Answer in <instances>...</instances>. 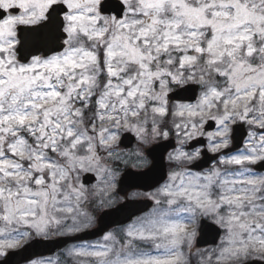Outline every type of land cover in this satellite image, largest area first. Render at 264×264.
<instances>
[{
	"label": "snow or ice",
	"instance_id": "6c2138e0",
	"mask_svg": "<svg viewBox=\"0 0 264 264\" xmlns=\"http://www.w3.org/2000/svg\"><path fill=\"white\" fill-rule=\"evenodd\" d=\"M21 26L58 41L23 52ZM124 133L175 135L167 179L62 264H264V0H0V256L89 228ZM203 218L220 238L193 251Z\"/></svg>",
	"mask_w": 264,
	"mask_h": 264
},
{
	"label": "water",
	"instance_id": "95a60500",
	"mask_svg": "<svg viewBox=\"0 0 264 264\" xmlns=\"http://www.w3.org/2000/svg\"><path fill=\"white\" fill-rule=\"evenodd\" d=\"M111 2V0H109ZM39 34L45 43L53 45L58 41V34L50 28L35 26L34 30L21 26L18 29V39L21 41V51H30L35 46V37ZM184 95H192L191 92ZM243 129L237 133L238 141L242 140ZM135 137L131 133H124L121 137L120 145L124 148H130L134 143ZM175 148L174 139L162 140L152 144L145 150V154L150 158V165L140 171L126 169L119 181L117 192L121 195L126 194L132 189H140L148 191L153 189L164 181L167 175L165 155ZM212 154L204 152L201 159L195 162L194 170H202L209 167L212 162ZM264 171V169H260ZM95 181L93 174H88L84 178V182L89 185ZM147 200H126L113 208H108L98 215L96 225L93 228L84 230L75 236H57L54 238H33L19 249L8 251L5 256L0 259V264H22L36 257L52 255L64 248L67 244L92 240L102 236L110 228L125 224L132 219L133 216L141 213L150 206ZM220 237V232L216 226L208 221L202 220L198 228V237L196 246L204 247L214 245Z\"/></svg>",
	"mask_w": 264,
	"mask_h": 264
},
{
	"label": "rangeland",
	"instance_id": "374dc122",
	"mask_svg": "<svg viewBox=\"0 0 264 264\" xmlns=\"http://www.w3.org/2000/svg\"><path fill=\"white\" fill-rule=\"evenodd\" d=\"M133 134V133H132ZM134 135V134H133ZM135 136V135H134ZM175 142H176V137L175 135H172L171 136ZM160 140H163V139H160ZM160 140H155V141H150L148 143H145L143 144L142 146L139 145V142L138 140L136 139L135 137V143L134 145L129 148V149H124L122 148L121 146L120 149L122 150V152L124 153V155L122 156L121 160L119 161H116V162H112L111 166L113 168V172H114V180H113V184H114V190H113V194L112 196L110 197L109 201L107 203H105L104 205L102 206H99V207H96L94 210H92V216H93V221H92V224L89 228L93 227L95 225V218H96V214L103 208H107L109 206H112L113 204H115L116 202L119 201V199H121V197H119L117 194H116V184H117V180L120 176V174L122 173L123 169L124 168H132V169H135V170H140V169H144L146 168L149 164H150V160L149 158L146 157L145 153H144V150L147 146H149L150 144L154 143V142H157V141H160ZM138 146H139V150L140 152L142 153V155L140 156H137V149H138ZM171 152V151H170ZM169 154V153H168ZM168 154L166 155L165 157V160H166V164H167V168H168V172L169 170L171 169L172 167V164L169 162L168 160ZM156 190V189H155ZM154 190V191H155ZM153 191V192H154ZM133 196V195H132ZM150 211V210H149ZM148 211V212H149ZM146 212V213H148ZM145 213V214H146ZM144 215V214H142ZM207 220H211V218H206ZM126 225V224H125ZM123 226V225H122ZM121 226V227H122ZM87 228V229H89ZM118 229V228H117ZM115 230V229H114ZM196 230H197V225H196ZM110 231H113V230H110ZM35 237H42V238H52V237H55V236H52V235H49L48 237H43V236H33L32 238H35ZM31 238V239H32ZM30 239V240H31ZM100 240L99 239H96V240H90V241H87V242H96ZM79 243V242H77ZM77 243H72V244H69L67 245L66 247H64L62 249L61 252L59 253H56L55 255H52V256H46V257H40V258H36L34 260H39V259H52V260H59L61 261V264L64 260V257L62 256V253L64 252L65 249H67L68 247L74 245V244H77ZM213 247V246H212ZM211 248V247H210ZM196 249H207V248H198V247H194L193 251H195ZM4 255L0 256V258H2ZM193 260V263L192 264H196V257H193L192 258ZM33 261V260H32ZM27 262V263H24V264H31V262Z\"/></svg>",
	"mask_w": 264,
	"mask_h": 264
},
{
	"label": "flooded vegetation",
	"instance_id": "af4514ba",
	"mask_svg": "<svg viewBox=\"0 0 264 264\" xmlns=\"http://www.w3.org/2000/svg\"><path fill=\"white\" fill-rule=\"evenodd\" d=\"M167 179V178H166ZM165 182V181H164ZM163 182V183H164ZM163 183H161V184H163ZM160 184V185H161ZM160 185H158L157 187H155L154 189H151V190H148V191H142V190H137V189H134V190H130L127 194H125V196H123V197H121V199H119V201L118 202H116L115 204H113L112 206H109V207H113L114 205H116V204H118V203H120L121 201H126V200H145V199H148V197H147V193H151V192H153L155 189H157ZM133 195V196H132ZM119 196V195H118ZM120 197V196H119ZM148 201L150 202V206L151 207H149L148 209H146L143 213H141V214H139V215H137V216H141L142 214H145L146 212H148L149 210H151L152 209V207H153V202L150 200V199H148ZM136 216V217H137ZM135 218V217H134ZM133 218V219H134ZM199 225V223L197 224V226ZM119 227H121V226H118V227H115V228H113L112 230H114V229H117V228H119ZM192 263H193V260H192Z\"/></svg>",
	"mask_w": 264,
	"mask_h": 264
}]
</instances>
